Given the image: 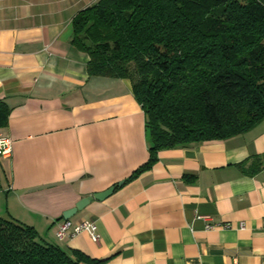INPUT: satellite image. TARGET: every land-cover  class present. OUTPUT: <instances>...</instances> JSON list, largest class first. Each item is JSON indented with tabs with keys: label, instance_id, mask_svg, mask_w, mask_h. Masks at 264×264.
<instances>
[{
	"label": "crops",
	"instance_id": "obj_1",
	"mask_svg": "<svg viewBox=\"0 0 264 264\" xmlns=\"http://www.w3.org/2000/svg\"><path fill=\"white\" fill-rule=\"evenodd\" d=\"M97 1L0 0V137L12 143L0 218L93 264H264V121L160 150L135 176L150 143L131 83L89 77L72 44L73 18ZM111 187L68 220L95 223L97 243L56 238L65 212Z\"/></svg>",
	"mask_w": 264,
	"mask_h": 264
},
{
	"label": "trees",
	"instance_id": "obj_2",
	"mask_svg": "<svg viewBox=\"0 0 264 264\" xmlns=\"http://www.w3.org/2000/svg\"><path fill=\"white\" fill-rule=\"evenodd\" d=\"M89 77L128 80L148 168L163 149L225 140L264 121V0H98L72 20ZM8 110L0 105V128ZM0 218V264H93Z\"/></svg>",
	"mask_w": 264,
	"mask_h": 264
},
{
	"label": "built area",
	"instance_id": "obj_3",
	"mask_svg": "<svg viewBox=\"0 0 264 264\" xmlns=\"http://www.w3.org/2000/svg\"><path fill=\"white\" fill-rule=\"evenodd\" d=\"M12 154V143L8 138L0 137V158L9 159ZM208 229L211 228L210 225L207 226ZM71 231V236L74 237L79 234H87L90 239L97 243L99 237L97 235V226L93 222H84L77 226H72L69 221H64L58 225L55 236L58 240H63L68 232Z\"/></svg>",
	"mask_w": 264,
	"mask_h": 264
},
{
	"label": "water",
	"instance_id": "obj_4",
	"mask_svg": "<svg viewBox=\"0 0 264 264\" xmlns=\"http://www.w3.org/2000/svg\"><path fill=\"white\" fill-rule=\"evenodd\" d=\"M123 183H119L117 186H121ZM116 190V187H111L107 191L99 194H95L91 197L85 198L80 200L73 209L65 212L63 214V219L64 221H68L70 218H72L78 211L83 210L91 201L96 200V201H103L109 196H111Z\"/></svg>",
	"mask_w": 264,
	"mask_h": 264
}]
</instances>
